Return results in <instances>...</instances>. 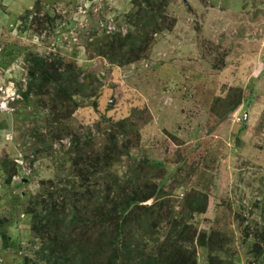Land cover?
<instances>
[{
	"label": "rangeland",
	"instance_id": "374dc122",
	"mask_svg": "<svg viewBox=\"0 0 264 264\" xmlns=\"http://www.w3.org/2000/svg\"><path fill=\"white\" fill-rule=\"evenodd\" d=\"M160 2L163 28L121 63L115 42L136 34L143 0H0V84L14 82L19 96L0 110V264L36 263L28 209L42 205L29 202L42 183L65 185L76 139L104 145L120 123L129 135L118 143L128 148L109 170L124 179L145 163L138 175L155 176L178 220L187 217L185 260L205 264L197 239L208 233L215 263L264 264V0ZM33 59L56 69L60 84L82 86L69 89L68 110L53 113L50 87L28 92ZM233 88L244 101L216 117ZM146 163L162 168L150 175ZM197 192L206 210L188 216L183 200ZM166 222L148 249L169 242Z\"/></svg>",
	"mask_w": 264,
	"mask_h": 264
},
{
	"label": "trees",
	"instance_id": "16d2710c",
	"mask_svg": "<svg viewBox=\"0 0 264 264\" xmlns=\"http://www.w3.org/2000/svg\"><path fill=\"white\" fill-rule=\"evenodd\" d=\"M134 2L140 4L138 0ZM143 2L145 8L139 9L133 21L136 34L118 38L115 42L118 45L115 55L121 63L135 60L138 57L136 53L141 52L153 32L163 28V21L158 16L162 2ZM112 44L108 43V47ZM115 55L110 56V60L113 61ZM30 63L28 92H42L50 87L53 89L50 96H54L51 100L53 113L57 112L58 115V111L68 110L67 104L72 103L69 89L79 91L82 86L77 85L73 81L75 79L70 80L68 86L60 84L62 75L56 69L48 72L43 63L36 59ZM23 96L26 98L27 94ZM243 101L242 90L231 89L224 99L219 100L220 104L214 111L216 117L221 118L234 112ZM114 126L111 133L106 135L104 145L92 141L91 136L83 142L76 139L72 149L75 155L70 158L72 173L69 179L64 180V187L55 186L52 189L53 181L42 183V186H49L38 194V201L29 202L32 208L42 205L41 212L28 209L32 212L33 237L40 241L34 264H195L190 254L185 260V252L179 246V242L187 236L186 233L190 232L187 217L178 220L167 195L152 181L156 179L155 176L138 175L139 170L140 173L144 170L145 163L139 168H132L131 177L124 179H118L109 170L112 163L119 160L128 148L126 144L121 146L118 143L119 137L125 139L129 135L128 125L120 123ZM64 133V126L59 127L53 137L59 138ZM146 167L150 175H154L153 172H158L162 164L146 163ZM4 181L9 183V178ZM147 202L151 203L148 205ZM206 206L207 196L197 192L185 197L182 209L191 216L205 212ZM164 221L170 224L169 242L165 246L158 243L155 248H151L157 251L155 256L154 251L148 249V244L157 243L156 230ZM212 239L208 233H201L197 239L198 245L206 253L205 264H218L208 257L211 245L214 248L218 246Z\"/></svg>",
	"mask_w": 264,
	"mask_h": 264
},
{
	"label": "built area",
	"instance_id": "2783aa9c",
	"mask_svg": "<svg viewBox=\"0 0 264 264\" xmlns=\"http://www.w3.org/2000/svg\"><path fill=\"white\" fill-rule=\"evenodd\" d=\"M16 87L17 86L15 85L14 82H9V83H7V85L5 83L0 84V100H1L0 101V110H4L6 112H7V110H9V108H8L9 101L8 100L10 99V97H8V96H9V94L12 95V94H15V92L17 93L18 89H16ZM15 96L19 97L17 94H15ZM4 97H8L7 101H3L2 98H4ZM12 98H11V100H14V96Z\"/></svg>",
	"mask_w": 264,
	"mask_h": 264
},
{
	"label": "water",
	"instance_id": "95a60500",
	"mask_svg": "<svg viewBox=\"0 0 264 264\" xmlns=\"http://www.w3.org/2000/svg\"><path fill=\"white\" fill-rule=\"evenodd\" d=\"M110 104H113V99L110 101Z\"/></svg>",
	"mask_w": 264,
	"mask_h": 264
}]
</instances>
